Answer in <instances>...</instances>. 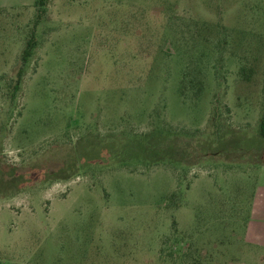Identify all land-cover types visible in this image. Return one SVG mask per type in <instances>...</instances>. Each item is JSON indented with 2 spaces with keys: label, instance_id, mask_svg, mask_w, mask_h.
Here are the masks:
<instances>
[{
  "label": "rangeland",
  "instance_id": "obj_1",
  "mask_svg": "<svg viewBox=\"0 0 264 264\" xmlns=\"http://www.w3.org/2000/svg\"><path fill=\"white\" fill-rule=\"evenodd\" d=\"M263 116L264 0H0V264H264Z\"/></svg>",
  "mask_w": 264,
  "mask_h": 264
},
{
  "label": "crops",
  "instance_id": "obj_2",
  "mask_svg": "<svg viewBox=\"0 0 264 264\" xmlns=\"http://www.w3.org/2000/svg\"><path fill=\"white\" fill-rule=\"evenodd\" d=\"M245 242L264 250V183L255 190L246 220Z\"/></svg>",
  "mask_w": 264,
  "mask_h": 264
},
{
  "label": "trees",
  "instance_id": "obj_3",
  "mask_svg": "<svg viewBox=\"0 0 264 264\" xmlns=\"http://www.w3.org/2000/svg\"><path fill=\"white\" fill-rule=\"evenodd\" d=\"M41 5H45L46 0H37ZM29 49H26L23 55V58L26 60L27 56L30 54ZM260 135L264 137V116L261 119V124H260ZM141 142V144H139ZM140 152L138 156H142V154H145L146 151L143 150V144L142 141H138ZM251 149L253 148L252 142L250 143ZM160 148V146H159ZM158 148V149H159ZM258 149V148H256ZM145 156V155H143ZM155 160L154 162H159L166 157L155 155ZM25 183V176L23 173H19L15 167H9V170H5L2 166H0V193L6 192L8 190H12L13 187L19 188L22 187Z\"/></svg>",
  "mask_w": 264,
  "mask_h": 264
}]
</instances>
